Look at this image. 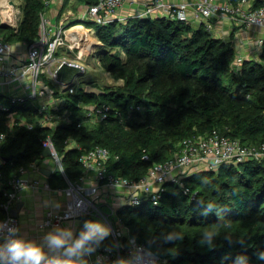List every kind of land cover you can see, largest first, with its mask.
Wrapping results in <instances>:
<instances>
[{"label":"trees","instance_id":"1","mask_svg":"<svg viewBox=\"0 0 264 264\" xmlns=\"http://www.w3.org/2000/svg\"><path fill=\"white\" fill-rule=\"evenodd\" d=\"M20 9L16 26L0 20V35L4 41L30 45L40 38L41 15L47 6L45 0H23ZM81 20L95 27L103 65L123 82L101 86L82 74L74 92L60 93L49 79L54 95L62 98L56 110L40 111L28 97L12 102L0 95L10 106L9 111H0L4 115L17 111L32 122L36 114H58L54 125L35 122L28 128L21 123L11 127L0 123V131L6 133L0 153L7 157L0 170L6 178L21 166L45 159L42 140L47 137L70 178L83 170L81 151L96 145L110 151L109 172L138 179L153 162L173 158L185 137L215 129L245 145L264 142V46L259 58L243 57L236 63L234 43L217 37L203 22L166 16L128 17L106 24L86 17ZM88 85L104 92L86 91ZM102 103L110 105L108 117L89 123L83 105ZM68 139L79 147L68 145ZM145 154L149 159L143 158ZM182 180L187 192L168 179L158 203L144 199L118 207L117 215L128 229L127 235L118 238L122 258L129 257L131 238L150 248L164 264H235L239 256L247 257L248 264H264L257 258L264 251L263 162L247 159L215 169H196L184 173ZM5 200L0 192L1 218ZM89 219L96 217L81 218L78 236ZM205 230L216 233L211 244L202 243ZM170 234L173 238L168 240ZM100 246L115 248L111 233Z\"/></svg>","mask_w":264,"mask_h":264},{"label":"built area","instance_id":"2","mask_svg":"<svg viewBox=\"0 0 264 264\" xmlns=\"http://www.w3.org/2000/svg\"><path fill=\"white\" fill-rule=\"evenodd\" d=\"M53 1L45 0L46 6L49 7ZM137 1L140 6L130 17L166 16L183 22L196 24L203 22L205 27L212 33L214 30L213 18L222 16L230 17L241 28L251 26L264 28V0H240L236 3L232 0H185L178 3L172 0H96L94 3H87L86 8L83 10V17L92 19L99 24L121 20L123 18L117 17L120 8L125 3H135ZM47 23L45 13H42L41 37L28 45L26 53L22 56L13 55L10 51L11 43L4 41L0 35V86L9 87L11 84L27 79V88L31 90L29 94L9 96L12 102L23 101L25 97L37 99L49 94L52 95L53 91L46 83L44 75L52 73L53 76H56V71L63 62L75 63L80 65L83 70L86 69L85 64L80 62L84 56V52L81 50L77 53L76 58L56 56L57 49L66 44L69 32H67V28L61 26L47 30ZM256 44L264 46V38L260 36ZM242 59L243 57L238 55L236 63L241 62ZM77 78L70 85L62 84L57 79L55 82H59L62 92H74V84ZM39 109L40 111L47 110L48 104L42 103ZM137 109H140V106H137ZM9 110L10 106L0 100V111ZM109 112L110 105L107 103L100 105L86 104L84 106V116L92 124L106 119ZM56 119L58 120L57 114L45 112L44 115L39 116L38 121L46 124L50 121L54 122ZM65 119L68 120V118ZM21 124L28 128L33 127V122L25 119ZM5 138L6 133L0 131V147ZM42 143L44 147L51 150L50 156L57 160L65 176L67 184L63 191L68 199L62 210H47L40 226H59L65 221L79 220L87 214L100 219L108 227L115 242V248L100 246L94 252L86 253L92 259L93 264H122L123 260L118 238L122 235L121 226L126 227L118 217L116 207L111 206L109 213L102 209L99 204L102 200L101 186L127 188L129 192L126 200L123 199V201L128 205L141 203L144 199L151 200L156 204L161 197L162 186L168 179L176 181L178 185L184 188L185 192L188 191L182 180L183 174L188 170L215 169L224 163H240L247 159H256L264 164V142L258 145H245L240 139L227 136L213 129L205 135L185 137L180 143L178 153L173 158L163 162H153L147 172L138 179L125 178L109 172L106 161L110 157V151L106 146L96 145L81 151L79 161L83 166L84 173L78 180L74 181L66 175L61 158L57 154L51 138H45ZM66 143L77 146V143L71 139L66 140ZM143 158L149 159V155L145 154ZM24 173L25 167L22 166L16 174L6 178L0 170V192L6 197V200L2 203L5 216L0 217V224L6 225V227L0 229V244H3L8 237L9 227L19 228L20 220L18 216L11 215V210L19 198V192L30 187L50 188L48 182H43L37 178H26ZM89 174L93 175L96 183L90 184L87 182L91 181V179H88ZM192 197H194L193 194ZM17 235L21 236L19 232ZM73 237L77 238L74 234ZM127 254L134 264H164V260L159 258L150 248L137 243L131 238ZM47 256L49 258H63L64 254L61 249H56ZM0 264H3V262H0Z\"/></svg>","mask_w":264,"mask_h":264},{"label":"crops","instance_id":"3","mask_svg":"<svg viewBox=\"0 0 264 264\" xmlns=\"http://www.w3.org/2000/svg\"><path fill=\"white\" fill-rule=\"evenodd\" d=\"M64 1L65 0H54L53 3L49 7H47V9L45 10L44 13H45L46 19L48 20V23L46 26L47 30H50V28H53V29L59 28L60 26L64 27L63 24L60 23V21L58 20H60L62 16L68 11V7H72L73 5L77 4L79 5L80 8L82 7L81 12L83 13V10L86 8V5L88 3L85 0H68V2L64 4ZM172 1L178 3V2L185 1V0H172ZM139 6L140 5L138 1L135 3H125L120 8V11L117 15V17L120 16L123 19L117 20V21L119 22L123 20L125 21V19L130 17L132 13L135 12L139 8ZM79 18L81 19L82 16ZM0 20H1V23H5L1 18ZM213 22H214L213 34H215L217 37H220L224 40H231L235 45L236 55L238 54V55H241L242 57H249V58H259L261 49H254V48H256L255 46L257 45L256 41L258 40V38L260 36L264 38V28H260L257 26H251L249 28H241L239 27V25H237V23L233 22V20L228 16L214 17ZM17 23H10V25L15 26V24ZM83 23L84 22L82 20L81 23L79 24L81 25ZM83 25L87 29H91V30L93 29V27L88 26V24L84 23ZM41 33H42V29L40 28V35ZM238 42H240V45L238 44ZM71 44H72L71 39H69L68 37L66 44L64 46H60L59 49H71ZM27 48H28V45L25 42L18 41V42L11 43L10 51L13 53V55L22 56L26 53ZM98 54L100 56V53ZM94 57L95 58L97 57L98 61L102 63L101 56H100V59L98 58V56H96V54L94 55ZM81 61L85 64L83 57ZM85 66L87 67V64H85ZM79 77L77 78V81ZM47 80L49 79L46 78V83L50 87ZM53 83L57 84L58 92L62 93L60 89V84L55 81H53ZM27 86H28L27 79H23L16 84H11L9 85V87L0 86V95H5L9 97L14 94H19V95H24L26 93L29 94L31 93V90L28 89ZM30 99L35 103V105L38 108L42 103H46L48 104V108H51L52 110L53 109L56 110L62 103V98L55 96L54 93L52 95L49 94L43 98H37V99L30 98ZM0 100L2 101V99ZM85 105L86 104H84L83 107ZM53 113H56V112L54 111ZM38 118H39V115L36 114L34 120L32 121L33 124L35 122H39ZM24 119L28 120L24 114H20L17 111L8 112L5 115L3 114V112H0V123L5 125L6 127H11L14 123H21L23 122ZM56 122H57V119L54 122L50 121L46 124L54 125ZM2 131L4 132V130ZM4 141L2 142V145L4 144ZM44 157L45 159H43L38 164L35 162H31L23 166L25 167L24 177L29 178V179L37 178L43 182H48L50 185V188L44 189L42 187H38V188L30 187V188L22 189L19 192V196H18L19 198L13 208H16L17 203L22 202V206L19 208L18 215H17L20 220L19 234L25 239L32 240V241H35L36 243L43 245L45 252L49 254L56 249H50L48 247L46 241L44 240V236L47 232L54 230L57 226L41 227L40 224L44 220L47 210H50V209L54 211L62 210L66 205V201L68 197L63 191V188H65L67 183H66L65 176L63 175L59 165H56V167H54V165L52 164L50 160L52 158L51 156H48V157L44 156ZM4 160L5 159H3V156L1 155V163L4 162ZM57 167L59 168V170H57ZM43 168L49 171L48 175L41 171V169ZM188 171H193V170H188ZM83 173L84 172L82 170L80 175H77L74 178H70V177L68 178L76 181L80 178V176ZM88 179H91V181H87L88 183L90 184L96 183L92 174H89ZM100 188L102 192V200H100L99 204L101 205L102 209H104L107 213H109V211L111 210V206L116 207L118 209V207L125 204L124 201L126 200V197L129 192L127 188L106 187L105 185L101 186ZM122 201L123 203H121ZM112 217L114 218L113 215ZM59 226L68 228L72 231V237H71V240L69 241V243H71L75 240V238L73 237V234L76 235V237H78L77 234H78V229L81 226V218L75 221H65L61 223ZM120 230L122 234L121 236L127 235L128 233L127 228H123L121 226ZM61 251L64 254V250L61 249ZM74 259L86 261L87 264H93L92 259L86 253H84V255L81 257H74Z\"/></svg>","mask_w":264,"mask_h":264},{"label":"clouds","instance_id":"4","mask_svg":"<svg viewBox=\"0 0 264 264\" xmlns=\"http://www.w3.org/2000/svg\"><path fill=\"white\" fill-rule=\"evenodd\" d=\"M4 227L6 225L0 224V229ZM19 231L18 227H9L8 237L3 244H0V262H3V264H87L86 261L74 259V257H81L84 253L90 254L94 252L110 234L108 227L101 221L89 219L84 221L83 229L80 231L79 236L69 243L72 231L68 228L57 226L54 230L45 234L44 240L50 249H63L64 257L49 258L43 245L18 236L17 233ZM177 235L182 238L179 233ZM213 235H216V233L211 230H205L202 243L207 241L211 244ZM172 238L173 236L170 234L168 240ZM257 258L260 261H264V251L259 252ZM235 264H248V258L239 256Z\"/></svg>","mask_w":264,"mask_h":264},{"label":"rangeland","instance_id":"5","mask_svg":"<svg viewBox=\"0 0 264 264\" xmlns=\"http://www.w3.org/2000/svg\"><path fill=\"white\" fill-rule=\"evenodd\" d=\"M23 0H0V18L5 22L4 24L10 25V23H17L20 16H21V9L20 3ZM82 8V7H81ZM81 8L79 5H73L72 7H68V11L62 16V18L58 21L63 24L64 27H67V32H69L68 37L71 39V49H57L56 56H67L68 58H76L77 53L79 50L84 52L83 60L87 67L83 73L84 76L92 77L96 80L98 84L101 86L107 85H118L121 84L123 81L115 79L105 68L102 63L98 61L97 57L95 58L94 55L99 56V49L101 48V42L96 34V30L94 27L92 30L87 29L83 24L77 25L81 23V19L79 17L83 14L81 12ZM80 13V14H79ZM59 19V17H58ZM70 24V25H69ZM17 24H15L16 26ZM68 25V26H67ZM73 26H77L76 30L68 31ZM240 45V42H238ZM254 49H262L263 46L259 44L255 46ZM85 57V58H84ZM82 62V61H80ZM50 73V72H49ZM50 75V76H49ZM49 75H44V77L56 81L57 77L53 76L52 73ZM55 80H54V78ZM53 78V79H52ZM59 83V82H57ZM54 167L58 165V162L55 158L50 159ZM96 220L101 221L100 219L96 218Z\"/></svg>","mask_w":264,"mask_h":264},{"label":"water","instance_id":"6","mask_svg":"<svg viewBox=\"0 0 264 264\" xmlns=\"http://www.w3.org/2000/svg\"><path fill=\"white\" fill-rule=\"evenodd\" d=\"M83 74V69L80 65L71 63V62H63L56 71V77L57 81H59L62 84L70 85L73 84L77 77ZM86 91L94 92L96 94H101L104 92L103 89L95 86V85H88L86 87ZM43 155L48 157L51 155V150L48 147L44 148ZM7 157L3 156V159H6ZM57 170L59 168L57 167ZM41 171L45 174H49V171L47 169H41ZM22 206V202L17 203L16 208H13L11 210V215L17 216L18 210ZM122 264H134L131 258L127 257L122 260Z\"/></svg>","mask_w":264,"mask_h":264},{"label":"bare ground","instance_id":"7","mask_svg":"<svg viewBox=\"0 0 264 264\" xmlns=\"http://www.w3.org/2000/svg\"><path fill=\"white\" fill-rule=\"evenodd\" d=\"M77 25H80V24H77ZM77 26H73L72 28H70L68 31H73V30H76L77 28H76Z\"/></svg>","mask_w":264,"mask_h":264}]
</instances>
